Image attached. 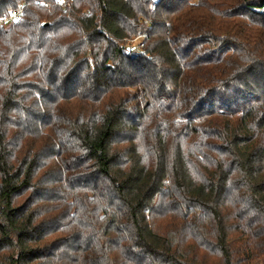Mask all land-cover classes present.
Wrapping results in <instances>:
<instances>
[{
    "label": "trees",
    "instance_id": "obj_1",
    "mask_svg": "<svg viewBox=\"0 0 264 264\" xmlns=\"http://www.w3.org/2000/svg\"><path fill=\"white\" fill-rule=\"evenodd\" d=\"M57 1L0 0V264L264 263V0Z\"/></svg>",
    "mask_w": 264,
    "mask_h": 264
},
{
    "label": "built area",
    "instance_id": "obj_2",
    "mask_svg": "<svg viewBox=\"0 0 264 264\" xmlns=\"http://www.w3.org/2000/svg\"><path fill=\"white\" fill-rule=\"evenodd\" d=\"M73 0H58L57 3L64 11H67L68 6ZM44 6L48 7V3H44ZM25 15V3L20 4L16 9L9 11L7 14L0 18V27H8L19 22Z\"/></svg>",
    "mask_w": 264,
    "mask_h": 264
},
{
    "label": "rangeland",
    "instance_id": "obj_3",
    "mask_svg": "<svg viewBox=\"0 0 264 264\" xmlns=\"http://www.w3.org/2000/svg\"><path fill=\"white\" fill-rule=\"evenodd\" d=\"M135 45H137V43H136ZM260 264H264V263H261V262H260Z\"/></svg>",
    "mask_w": 264,
    "mask_h": 264
}]
</instances>
